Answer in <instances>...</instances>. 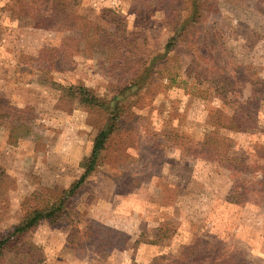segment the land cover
<instances>
[{
    "label": "rangeland",
    "instance_id": "obj_1",
    "mask_svg": "<svg viewBox=\"0 0 264 264\" xmlns=\"http://www.w3.org/2000/svg\"><path fill=\"white\" fill-rule=\"evenodd\" d=\"M15 1L0 0V177L11 187L0 239L42 198L68 195V208L1 250L0 264H19L25 246L42 255L34 264H200L194 252L212 255L204 264H264V86L254 128L213 122L264 82V0L72 2L110 30L120 18L131 54L77 52L64 39L80 30L35 27L12 16ZM142 65L149 79L119 97L132 129L112 134L69 194L108 116L72 86L112 98ZM210 132L225 138L220 155L203 144Z\"/></svg>",
    "mask_w": 264,
    "mask_h": 264
},
{
    "label": "trees",
    "instance_id": "obj_2",
    "mask_svg": "<svg viewBox=\"0 0 264 264\" xmlns=\"http://www.w3.org/2000/svg\"><path fill=\"white\" fill-rule=\"evenodd\" d=\"M76 4L78 0H16L12 6V16L29 18L32 24L38 28H47L53 30H80L81 36H69L64 39L65 44L71 45L77 52L90 51L95 48H103L106 50H114L117 54L122 52V49L126 47V52L132 53L133 47L127 41L130 39L128 35L122 34L123 22L118 17L112 18L110 21L116 23V27L113 30L106 28L100 23L93 21L83 14L75 13L72 9V2ZM197 6V1L194 0V5ZM194 6L195 8H197ZM113 12L111 8H106L103 12ZM193 20L192 22H194ZM80 42L85 43V48H82ZM84 47V46H83ZM145 65V64H144ZM143 65L136 69L133 68L134 78L131 79V83L118 92L112 98L102 97L98 95L94 90L84 85L72 86L82 97V103L91 111L108 113L106 121L103 127L97 132L93 139V146L91 153L86 155L82 159L81 166L84 168V172L76 183L71 187L68 193H72L75 189L79 188L85 180L95 171L101 151L106 148L107 142L113 133L123 134L122 131H130L133 127L135 113L131 111V105L122 104L120 102L121 94L127 92L132 87L142 86L147 79L149 69L145 68L144 75H141ZM264 82L259 79L252 81L253 95L246 100L235 101V110L233 113L228 114L223 110H218L213 115V122L218 129L226 128L236 131H246L254 128L258 123V109H259V96L258 94L262 90ZM6 118V113L1 114ZM217 130V129H216ZM13 143H16L18 134L12 135ZM204 146L213 151L214 154L220 155L224 150L225 138L219 135L218 132L208 133L203 141ZM264 150V147H262ZM264 153V152H263ZM264 157V154H263ZM8 179L0 177V220L2 219V212L7 210L10 206V190ZM37 194V193H36ZM39 195V194H38ZM67 196L52 201L48 198H42L36 204L28 207L24 213L23 220L6 238L0 239V254L1 250L11 245H17L18 242L27 235L32 229L37 227L41 221L49 219L54 214L63 210L64 212L68 208ZM40 198V196H38ZM159 240L152 241L157 243ZM20 254L19 264H34L36 260L42 259V255L35 249L22 247L18 249ZM206 254L195 253L194 259H197L200 264L209 262L206 260ZM40 255V256H39ZM193 260L187 259L185 255L181 260L173 261L174 264H191ZM209 264H222L216 260ZM240 264V263H238Z\"/></svg>",
    "mask_w": 264,
    "mask_h": 264
},
{
    "label": "crops",
    "instance_id": "obj_3",
    "mask_svg": "<svg viewBox=\"0 0 264 264\" xmlns=\"http://www.w3.org/2000/svg\"><path fill=\"white\" fill-rule=\"evenodd\" d=\"M86 155H88V154H86ZM42 222V221H41Z\"/></svg>",
    "mask_w": 264,
    "mask_h": 264
}]
</instances>
